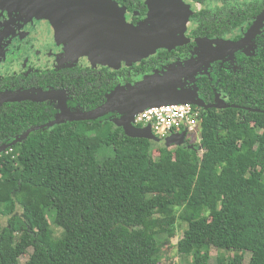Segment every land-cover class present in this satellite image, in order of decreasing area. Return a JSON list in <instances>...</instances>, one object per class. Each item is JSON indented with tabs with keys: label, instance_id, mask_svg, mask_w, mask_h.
<instances>
[{
	"label": "trees",
	"instance_id": "obj_1",
	"mask_svg": "<svg viewBox=\"0 0 264 264\" xmlns=\"http://www.w3.org/2000/svg\"><path fill=\"white\" fill-rule=\"evenodd\" d=\"M251 70L230 107L201 112V156L95 120L2 154L0 264H21L30 248L25 264H160L158 238L175 237L178 219L191 264H209L210 245L237 253L218 264H245L246 252L264 264V87L256 101Z\"/></svg>",
	"mask_w": 264,
	"mask_h": 264
},
{
	"label": "flooded vegetation",
	"instance_id": "obj_2",
	"mask_svg": "<svg viewBox=\"0 0 264 264\" xmlns=\"http://www.w3.org/2000/svg\"><path fill=\"white\" fill-rule=\"evenodd\" d=\"M263 11L264 0H0V98L46 96L0 104V147L34 128L39 129L29 137L64 125L86 132L90 121L47 125L61 115L62 105L72 114L97 110L117 89L156 72L188 69L180 91L202 102L201 112L222 111L232 105L229 89L236 98L242 93L251 67L258 101L264 87V25L246 36ZM126 26L156 27L165 47L128 64L115 50ZM241 41H246L241 49L222 50ZM206 59L209 64L200 65ZM119 118L109 113L95 121L113 127ZM22 142L0 156L11 155Z\"/></svg>",
	"mask_w": 264,
	"mask_h": 264
},
{
	"label": "water",
	"instance_id": "obj_3",
	"mask_svg": "<svg viewBox=\"0 0 264 264\" xmlns=\"http://www.w3.org/2000/svg\"><path fill=\"white\" fill-rule=\"evenodd\" d=\"M151 16L154 17V15ZM263 25L264 11L249 30L246 39H250V37ZM124 34L126 35L124 43L120 45V47L115 45V50L122 51L123 59L130 65L142 58L148 57L150 54H153L158 48L165 47V40H163L164 37L161 35V31L153 26H126ZM245 43L246 41L229 43L223 47L224 49L222 48V50L230 53L243 48ZM201 64L208 65L209 60L206 59L204 62H200V65ZM194 67V65L193 67L191 66L190 71H192ZM185 73L179 74L169 70L167 73L156 72L152 75L146 76L141 82H138L135 85H128L117 89L108 96L106 104L91 112L72 114L67 109V106L62 105L61 115H59L54 122L49 123L47 127L60 124L65 119L68 121H93L109 113H118L120 118L115 121V124L117 127L122 128L129 136L162 143V141L153 134L150 127L146 129L136 128L133 125L134 117L147 108L167 104H190L195 107L204 108L205 106H203L204 104H202V102L189 99L180 91L181 79L187 77L188 69ZM45 97L46 96H43L40 99H35L28 94L2 96L0 98V104L2 102L22 101L28 99L39 101L45 100ZM37 129L39 128L31 129L13 143L0 147V152L6 150L8 147H12L18 142L26 140L30 133ZM185 138L186 132L177 135L174 134L166 139L164 145L169 148L173 146H185L187 145ZM189 147L192 148V146Z\"/></svg>",
	"mask_w": 264,
	"mask_h": 264
},
{
	"label": "built area",
	"instance_id": "obj_4",
	"mask_svg": "<svg viewBox=\"0 0 264 264\" xmlns=\"http://www.w3.org/2000/svg\"><path fill=\"white\" fill-rule=\"evenodd\" d=\"M202 113L190 104H167L147 108L134 117V126L140 129L150 127L162 143L174 135L201 131ZM200 141V139H199Z\"/></svg>",
	"mask_w": 264,
	"mask_h": 264
},
{
	"label": "rangeland",
	"instance_id": "obj_5",
	"mask_svg": "<svg viewBox=\"0 0 264 264\" xmlns=\"http://www.w3.org/2000/svg\"><path fill=\"white\" fill-rule=\"evenodd\" d=\"M121 38H122V41L119 43L116 42L117 44H115L117 45V47H120V45L124 43V40L126 39V35L122 34ZM114 40L116 41V39ZM199 139H200V134L198 133H189L187 137L185 138L186 144H189L190 146H192V148L193 146H198V153L201 156L204 153V150L200 146ZM165 141H164V144H165ZM171 148H174V146ZM154 156L157 157L158 154L155 153ZM1 222L3 223V225H5L7 223V219L2 218ZM50 222H51L52 228L54 229L55 236L58 237L61 233V230L57 228L55 225H53L51 217H50ZM187 227L188 226L184 221H182L181 219H178V222L176 225V236L175 237L167 238V236H160L158 238L161 244V252H160V262L161 263L160 264H191V260H192L191 256L180 255L178 252V242L183 238ZM204 250L205 251L208 250L209 252V256H210L209 264H218L219 258L231 259L234 257L235 254H237L234 251L218 249L212 245L205 246ZM32 252H33V249L30 248L27 254H25L24 256L20 258V263L25 264L28 261L29 256L31 255ZM244 254H245V264H247L250 260L251 254L248 252Z\"/></svg>",
	"mask_w": 264,
	"mask_h": 264
}]
</instances>
